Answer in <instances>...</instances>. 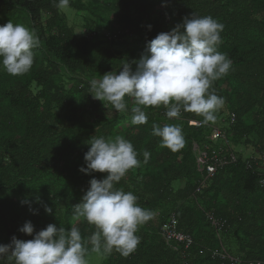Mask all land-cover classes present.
<instances>
[{"label":"trees","instance_id":"obj_1","mask_svg":"<svg viewBox=\"0 0 264 264\" xmlns=\"http://www.w3.org/2000/svg\"><path fill=\"white\" fill-rule=\"evenodd\" d=\"M96 2L68 0L65 7L94 15ZM109 4L116 13L133 11L135 15L122 26L136 37L124 56L117 57L103 46L88 47L76 39L58 16L59 0H0L1 21L26 23L40 41L27 73L13 76L0 65V244H9L13 236L32 239L19 231L27 221L33 224L34 233L48 224L70 230V220L78 217L74 206L81 202L89 181L108 175L80 171L86 167L84 155L91 139L119 136L133 144L141 163L130 169L116 187L136 195L137 203L146 210L166 206L169 212L157 224L149 221L140 226L135 252L128 257L116 251L104 253L102 264H220L208 253L220 247L244 262L264 264V187L258 185L260 172L254 167L246 169L251 161L235 150L245 147L264 153V0H111ZM166 4L174 7L172 20L150 18L152 10ZM193 13L212 16L224 25L218 51L232 62L228 74L214 81L212 88L225 100L217 120L234 116L233 124L224 130L236 160L217 170L203 187L193 144L200 151L215 147L207 138L210 127L218 124L188 128L182 121L163 119L160 113L166 109L162 108L159 120L181 124L186 143L173 152L162 147L161 138L152 134V126L158 122L150 108L144 109L148 121L141 125L132 124L130 118L121 125L118 115L87 125L75 108L77 95L83 99L90 92L81 72L92 75L115 71L126 62L138 60L149 41L171 31ZM43 14L49 18L41 23ZM59 66L69 75L79 74L69 90L59 75ZM181 118L203 120L196 113L184 111ZM61 122L65 124L61 126ZM145 151L150 153L147 164L143 163ZM176 182L182 185L175 188ZM65 186L79 192L80 199L64 204L61 210L57 201ZM23 200L30 203L22 204ZM45 205L52 208V214L44 211ZM30 206L38 210L36 214ZM207 213L220 223L219 230L210 227ZM170 214L176 219L177 230L193 240L184 260L158 236L159 227ZM73 227L79 229L90 252L88 241L97 231L95 226L87 222Z\"/></svg>","mask_w":264,"mask_h":264},{"label":"clouds","instance_id":"obj_2","mask_svg":"<svg viewBox=\"0 0 264 264\" xmlns=\"http://www.w3.org/2000/svg\"><path fill=\"white\" fill-rule=\"evenodd\" d=\"M67 4L68 0H59L58 6ZM223 29L212 16L193 13L184 17L171 31L149 41L138 60L124 63L118 72H108L99 80L92 79L89 93L108 102L117 113L128 111L125 98H132L131 123L135 125L147 123L145 108L161 106L169 119H179L184 111L202 116L204 124L215 123L225 100L215 93L212 83L227 75L232 66L218 51ZM39 43L35 32L22 24L9 21L0 25V65L13 76L27 73ZM152 129V134L161 138L162 147L173 152L183 148L180 126L153 124ZM137 156L133 144L119 136L93 137L84 155L86 167L82 166L81 172L108 173L103 180L91 179L81 202L74 206L75 214L97 229L88 242L98 255L116 251L128 257L140 243L136 235L140 226L153 218L152 211L139 206L136 195L116 187L130 169L140 166ZM143 156L147 164L150 153L145 151ZM30 211L36 214L38 210L30 206ZM44 211L52 214L53 210L45 205ZM19 231L33 238L25 241L13 236L9 244H0V264H90L89 249L76 227L66 230L48 224L34 233L33 224L27 221Z\"/></svg>","mask_w":264,"mask_h":264},{"label":"rangeland","instance_id":"obj_3","mask_svg":"<svg viewBox=\"0 0 264 264\" xmlns=\"http://www.w3.org/2000/svg\"><path fill=\"white\" fill-rule=\"evenodd\" d=\"M111 0H97L94 6V15L89 12L76 11L71 8L60 6L58 8V16L64 21V23L72 29V32L76 39L84 42L88 47L93 46H103L108 48L110 51L114 52L116 56L125 55V52L130 50L132 47V42L136 39L135 36L131 35L124 29L123 23L133 20L135 17L133 11L128 12V14L116 13L114 8L111 6ZM150 18L156 19V16H159L163 19L172 20L175 16L174 7L171 4H166L162 7H158L152 10L149 13ZM49 18V16H45L44 14L40 16V22L43 23L45 19ZM6 24L4 21L0 19V25ZM23 26L29 29L28 25L25 23ZM124 58V57H122ZM134 67V66H133ZM121 68V67H120ZM118 68L115 71H106L94 74H87L81 72V77L84 78V82L90 87V81L92 79H101L104 74L108 72H118L120 70ZM59 75L62 76L65 80V86L69 90L75 84V78H79V74L69 75L66 71L59 66L58 67ZM90 91V88H89ZM80 96L77 95L75 108H77L78 115L80 116L82 122L84 124L90 125L91 122L99 119H110L118 115L121 119L119 120L121 125L127 124L128 118L132 119L131 107L135 106L132 98L126 97V101L128 104V111L124 113H116L112 110V106L104 101H100L98 99L93 98V96L89 93L87 98L80 99ZM152 110V114L157 120L158 125L162 124H170L166 123L164 120H159V112L164 107H148ZM220 112H222L220 110ZM216 124H220V120L215 121ZM65 122H61V126H63ZM181 127V124L173 123ZM186 143H184V146ZM240 148V147H239ZM236 148L235 150H238ZM182 183L176 182L174 184L175 188L181 186ZM58 191V190H57ZM80 199V193L77 191H72L68 186H65L62 191H60V198L57 201L58 207L63 210V205L74 202ZM154 213L153 218L150 221L155 222L156 224L160 222L164 216L169 212L166 206H162L161 208L155 209L152 211ZM62 214V212H61ZM61 215H58L60 217ZM149 222V221H148ZM81 223H86L83 217H74L70 220V227L76 226ZM233 249H230L231 252ZM89 260L90 264H102L104 255H98L92 251L89 252Z\"/></svg>","mask_w":264,"mask_h":264},{"label":"built area","instance_id":"obj_4","mask_svg":"<svg viewBox=\"0 0 264 264\" xmlns=\"http://www.w3.org/2000/svg\"><path fill=\"white\" fill-rule=\"evenodd\" d=\"M162 118L167 121L178 120L185 123L188 128L201 129L205 126L204 123L194 119L184 120L181 117L179 119H169L166 116V111L160 113ZM234 122L233 115H227L220 121V124L210 127V135L207 138L215 147L210 149L205 147V151H200L195 144H193V151L196 154V167L197 171L201 174L200 186H204L205 182L211 179L217 170L222 169L235 162L234 151L229 146L227 135L224 129L229 128ZM249 158L246 163V169L251 170L253 167L257 172H260V180L258 185L260 188L264 187V153H257ZM198 192V190H197ZM210 227L216 230L221 228L220 223L215 220L210 214L205 215ZM177 222L173 214H170L165 222L158 229V236L164 242V244L173 252L179 254L184 260L187 257L189 249L193 245L192 238L177 230ZM203 251L200 250L199 254ZM209 256L212 260L218 261L220 264H262L261 262H244L241 259L230 255L223 247L214 248L209 250Z\"/></svg>","mask_w":264,"mask_h":264},{"label":"crops","instance_id":"obj_5","mask_svg":"<svg viewBox=\"0 0 264 264\" xmlns=\"http://www.w3.org/2000/svg\"><path fill=\"white\" fill-rule=\"evenodd\" d=\"M237 154L242 156V158L247 159V158H250V157L254 156L256 153H255V151H252V149L245 148V147H240L237 150Z\"/></svg>","mask_w":264,"mask_h":264}]
</instances>
